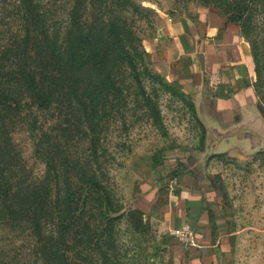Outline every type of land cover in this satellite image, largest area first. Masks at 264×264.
I'll list each match as a JSON object with an SVG mask.
<instances>
[{"label":"rangeland","instance_id":"374dc122","mask_svg":"<svg viewBox=\"0 0 264 264\" xmlns=\"http://www.w3.org/2000/svg\"><path fill=\"white\" fill-rule=\"evenodd\" d=\"M45 1L65 19L70 0ZM136 1L147 10L128 14L149 54L129 48L88 111L76 99L73 108L26 103L12 127L22 174L30 180L49 175V193L62 208L68 194L77 199L89 223L76 225L67 245L74 264H177L184 251L171 225V201L189 171L218 191L211 194L209 235L220 239L217 264H264V147H214L216 136L198 114L187 72L148 48L178 20L210 8L228 16L225 9L247 4L248 23L238 25L249 43L264 117V0ZM9 27L16 30V22ZM52 151L55 167L48 163ZM55 230L51 222L44 226L47 236ZM45 250L29 228L0 220V264H46Z\"/></svg>","mask_w":264,"mask_h":264},{"label":"trees","instance_id":"16d2710c","mask_svg":"<svg viewBox=\"0 0 264 264\" xmlns=\"http://www.w3.org/2000/svg\"><path fill=\"white\" fill-rule=\"evenodd\" d=\"M144 10L136 0H70L60 21L49 1L0 0V220L29 228L48 253L46 264H74L67 245L75 226L87 227L89 220L77 211L72 194L63 200L67 207L58 206L46 183L49 175L30 180L22 174L12 139L14 118L28 102L38 108L67 102L73 108L76 99L88 111L89 101L105 91L113 68L129 57V48L149 54L128 14ZM246 11L247 4L225 9L241 27L248 23ZM11 20L16 30L9 27ZM52 152L48 163L55 167ZM93 182L102 187L99 180ZM49 222L56 230L47 236Z\"/></svg>","mask_w":264,"mask_h":264},{"label":"crops","instance_id":"0c3cea01","mask_svg":"<svg viewBox=\"0 0 264 264\" xmlns=\"http://www.w3.org/2000/svg\"><path fill=\"white\" fill-rule=\"evenodd\" d=\"M154 39L148 48L169 61H177L178 67L187 72L195 90L198 114L206 126L225 131L260 113L252 83L249 43L239 25L227 15L213 8L202 10L195 19L174 22ZM236 144L245 145L249 151L264 147H254L250 139L237 136L222 139L215 147L223 149ZM180 178V188L171 201V225L176 231L189 223L195 241L188 246L183 242L178 245V250L184 252L177 264H217L216 246L220 239L214 242L209 235L211 194L218 191L198 171H189Z\"/></svg>","mask_w":264,"mask_h":264},{"label":"water","instance_id":"95a60500","mask_svg":"<svg viewBox=\"0 0 264 264\" xmlns=\"http://www.w3.org/2000/svg\"><path fill=\"white\" fill-rule=\"evenodd\" d=\"M207 128L212 135L216 136L214 147L220 140L229 139L231 136L248 138L254 147L264 146V117L260 113L254 118H248L244 122L232 126L225 131L212 125L207 126Z\"/></svg>","mask_w":264,"mask_h":264},{"label":"built area","instance_id":"2783aa9c","mask_svg":"<svg viewBox=\"0 0 264 264\" xmlns=\"http://www.w3.org/2000/svg\"><path fill=\"white\" fill-rule=\"evenodd\" d=\"M176 234L186 246L195 241L194 231L189 223H184L182 226L177 228Z\"/></svg>","mask_w":264,"mask_h":264}]
</instances>
